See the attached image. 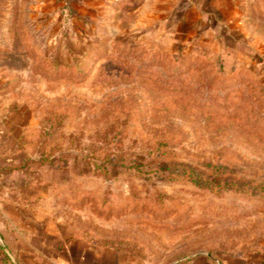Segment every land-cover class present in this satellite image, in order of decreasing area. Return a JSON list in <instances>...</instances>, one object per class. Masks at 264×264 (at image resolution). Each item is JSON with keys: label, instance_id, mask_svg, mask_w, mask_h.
Masks as SVG:
<instances>
[{"label": "rangeland", "instance_id": "374dc122", "mask_svg": "<svg viewBox=\"0 0 264 264\" xmlns=\"http://www.w3.org/2000/svg\"><path fill=\"white\" fill-rule=\"evenodd\" d=\"M0 264H264V0H0Z\"/></svg>", "mask_w": 264, "mask_h": 264}, {"label": "crops", "instance_id": "0c3cea01", "mask_svg": "<svg viewBox=\"0 0 264 264\" xmlns=\"http://www.w3.org/2000/svg\"><path fill=\"white\" fill-rule=\"evenodd\" d=\"M199 1L202 3V2H206L207 0H199Z\"/></svg>", "mask_w": 264, "mask_h": 264}, {"label": "trees", "instance_id": "16d2710c", "mask_svg": "<svg viewBox=\"0 0 264 264\" xmlns=\"http://www.w3.org/2000/svg\"><path fill=\"white\" fill-rule=\"evenodd\" d=\"M232 185H233V183H232Z\"/></svg>", "mask_w": 264, "mask_h": 264}]
</instances>
